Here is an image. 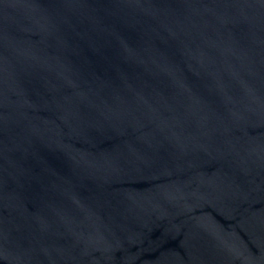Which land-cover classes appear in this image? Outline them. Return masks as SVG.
<instances>
[{"label":"water","instance_id":"95a60500","mask_svg":"<svg viewBox=\"0 0 264 264\" xmlns=\"http://www.w3.org/2000/svg\"><path fill=\"white\" fill-rule=\"evenodd\" d=\"M0 264H264V0H0Z\"/></svg>","mask_w":264,"mask_h":264}]
</instances>
